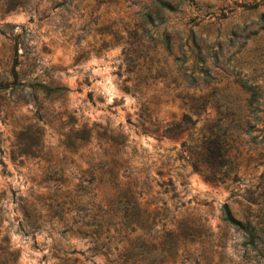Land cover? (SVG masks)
I'll return each instance as SVG.
<instances>
[{"label":"rangeland","instance_id":"1","mask_svg":"<svg viewBox=\"0 0 264 264\" xmlns=\"http://www.w3.org/2000/svg\"><path fill=\"white\" fill-rule=\"evenodd\" d=\"M168 1L0 0V264H264V0Z\"/></svg>","mask_w":264,"mask_h":264},{"label":"trees","instance_id":"2","mask_svg":"<svg viewBox=\"0 0 264 264\" xmlns=\"http://www.w3.org/2000/svg\"><path fill=\"white\" fill-rule=\"evenodd\" d=\"M157 5L161 8H169L172 6L171 2L168 0H157ZM146 15L149 16L148 13H146ZM164 43L167 44V41H164ZM219 147L220 146H216V149H213V150L211 149L207 155L211 159V162L216 166L217 169L219 168V166H222L227 161V158L223 155V151L220 150ZM192 161H193L194 167L200 170V167L197 163V159H193ZM218 172L219 174H217L216 171L213 170L212 165H211L209 169L206 172H204V176L211 180H219L222 177L220 175V170ZM226 172L227 170L225 171L223 170L222 174H225ZM220 209H221L222 218L227 223L233 224L237 228H240L244 234V242L249 243L251 246L254 247L255 239L260 238L256 232L257 228L255 224H252L248 218H246L245 220H240L236 218L232 214L227 203L225 202L221 204Z\"/></svg>","mask_w":264,"mask_h":264}]
</instances>
